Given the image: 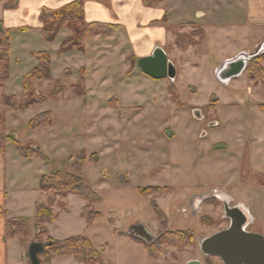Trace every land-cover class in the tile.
Segmentation results:
<instances>
[{"label":"rangeland","instance_id":"obj_1","mask_svg":"<svg viewBox=\"0 0 264 264\" xmlns=\"http://www.w3.org/2000/svg\"><path fill=\"white\" fill-rule=\"evenodd\" d=\"M162 2L175 14L165 17L170 36L163 46L176 68L173 82L143 74L119 29L87 40L83 52L63 55L57 52L65 34L72 35L68 28L50 43L33 27L13 32L8 79L0 85V98L13 96L15 104L0 103V211L26 220L28 234L19 244L7 243L2 255L9 264H30L20 244L45 249L49 235L60 241L84 236L106 264H223L205 257L200 242L229 227L224 206L245 211L255 220L247 231L264 236V84L248 73L227 84L216 75L218 66L236 56L257 53L264 23L251 21L245 0ZM197 10L204 15L194 16ZM185 14L191 16L178 18ZM178 35L195 44L178 48ZM37 52L50 57V78L33 82L34 93L46 100L27 108L21 79L37 64ZM252 68L264 74V56ZM194 109L202 119L194 117ZM47 112L50 125L29 127ZM14 144L40 151L48 163L22 158ZM78 154L87 158L80 176L101 201L56 199L52 211L58 217L41 233L34 227L35 208L47 206L48 196L39 181L56 170L70 172ZM150 187L159 190L142 194ZM153 203L165 215V226L155 220ZM85 207L99 213L93 223L81 216ZM133 225H142L155 241L178 231L193 239L179 247L156 245L155 260L143 241L129 236ZM53 259L39 255L40 264H78Z\"/></svg>","mask_w":264,"mask_h":264},{"label":"trees","instance_id":"obj_2","mask_svg":"<svg viewBox=\"0 0 264 264\" xmlns=\"http://www.w3.org/2000/svg\"><path fill=\"white\" fill-rule=\"evenodd\" d=\"M87 1L91 0H77L55 10L44 8L39 13L38 20L41 23V32L44 41L48 43L53 42L62 28H68L72 32V35L68 36L61 43L57 52L58 55H63L73 50L83 52L87 40L98 36L109 37L119 29V26L113 24H86L84 21L83 6ZM141 1L143 6L152 7L161 3L163 0ZM16 8L17 0H3V9L15 10ZM29 30L30 28L7 29L0 23V66L2 68V74H0V85L8 79L10 43L13 32H24ZM175 44L180 49H186L189 46L194 45L195 42L185 40V36L178 35L175 39ZM33 57L37 60V64L21 79L22 90L24 92V102L26 100L28 101L27 103L25 102L27 108L33 105L41 104L46 100L44 96L34 93L33 82L35 80H48L50 78V57L46 53L41 52L34 53ZM258 59L253 61L256 62ZM252 62L248 64L245 73L250 74V76H252L251 78H259L264 84V74L261 70L252 68ZM0 103L9 107L15 106L13 96H5L3 99L0 98ZM260 108L264 110V105H261ZM3 121L4 120L0 116L1 128L4 123ZM51 123V114L47 112L32 119L29 123V127L34 129L40 126L50 125ZM12 140L8 138L6 143H11ZM15 146L18 148L17 152L22 158L30 159L32 157H39L44 162L48 163L47 158H45L40 151H32L29 153L27 150L21 149L18 144ZM0 151H2V149H0ZM86 160L87 158L83 154H78L70 166V172L56 170L51 172L50 175L43 176L40 179L39 190L48 196L47 206L37 205L35 208L34 227L39 229L41 233L43 232L42 226L44 224H51L55 222L58 217V215L54 214L52 211V207L56 199H65L68 195H75L86 201L89 205L101 201L100 197L80 176L82 166ZM147 190L159 189L150 187L145 189L142 194H145ZM64 211H68V208L65 207ZM152 211L155 220L160 224V226H165V215L155 203L152 204ZM0 212L3 215H6L5 211ZM81 216L90 223H93L99 216V213L91 212L88 210V207H85ZM25 221L26 220L24 219H8L5 223V241L12 238L19 239L20 236L27 235L28 228L24 224ZM120 235L123 236L122 234ZM192 239L193 237L191 234L178 231L175 233H166L162 235L160 239L156 241L154 240L152 243H143V247L147 251L149 257L156 260L158 259L159 253V250L154 251L156 245L160 244V246L164 247H179L184 245L185 242H191ZM40 255H43L46 258V262H49V260L53 258L72 257L78 264H106L102 258L101 251L95 249L91 242L84 236L70 237L62 241H53L48 239V243Z\"/></svg>","mask_w":264,"mask_h":264},{"label":"crops","instance_id":"obj_3","mask_svg":"<svg viewBox=\"0 0 264 264\" xmlns=\"http://www.w3.org/2000/svg\"><path fill=\"white\" fill-rule=\"evenodd\" d=\"M74 1L77 0H17V8L15 10H5L3 9V0H0V23L7 29L30 28L31 30L34 28L41 30L38 15L42 9L55 10ZM177 1L181 3V0ZM202 1L204 2V0ZM245 1H248L247 7L249 8V18L251 21L255 24L264 23V0ZM164 3L161 2L152 7H145L141 0H91L84 3V21L86 24L102 23L119 26V32L123 33L127 44H131L130 52L136 57L137 61L139 58L150 56L157 47L163 50V46L168 44L170 31L167 27L169 22H165V17L170 18V15L175 14H172L171 11H165L163 7ZM175 9L173 12L178 11L177 8ZM196 13L204 15L203 12L197 10L194 16H196ZM188 16L190 17L191 15L185 14L177 17L188 19ZM164 22L165 24H163ZM68 36L69 33H66L62 42ZM95 38L97 39V37ZM34 63L36 64V62ZM8 219L11 218H7V215H3L0 212V264H9L6 261V255H2L7 243L15 242V244H19L18 238L5 241V223ZM49 238L60 241L50 235ZM21 246L20 244L19 248L23 249L27 255L28 248ZM68 259H72V257L55 258L52 261H65Z\"/></svg>","mask_w":264,"mask_h":264},{"label":"water","instance_id":"obj_4","mask_svg":"<svg viewBox=\"0 0 264 264\" xmlns=\"http://www.w3.org/2000/svg\"><path fill=\"white\" fill-rule=\"evenodd\" d=\"M264 54V42L256 54H240L225 62L216 69L218 80L227 84L234 78L245 73L248 62L255 60ZM139 70L152 79H169L174 81L176 68L168 60L165 52L157 47L152 54L136 61ZM194 117L202 119L199 109L192 110ZM199 119V120H200ZM228 200L227 196H224ZM250 216V215H249ZM252 219V217L250 216ZM129 236L135 237L144 243H152L153 236L142 226L133 225L128 231ZM44 246L40 243H31L27 249L30 264H40L39 255L43 252ZM201 253L207 256L218 257L223 264H264V236L257 233H250L238 226L236 223L200 242ZM185 264H203L197 260L188 261Z\"/></svg>","mask_w":264,"mask_h":264},{"label":"flooded vegetation","instance_id":"obj_5","mask_svg":"<svg viewBox=\"0 0 264 264\" xmlns=\"http://www.w3.org/2000/svg\"><path fill=\"white\" fill-rule=\"evenodd\" d=\"M260 57H262V56H260ZM224 210H225V216H226L225 218H227L229 220V226L233 222V223H236L241 228H243L245 231H247V229L250 226L254 225L255 220L253 218L251 219L247 215V213L245 211H243L242 209H238L236 207H225L224 206ZM247 232H249V231H247Z\"/></svg>","mask_w":264,"mask_h":264}]
</instances>
